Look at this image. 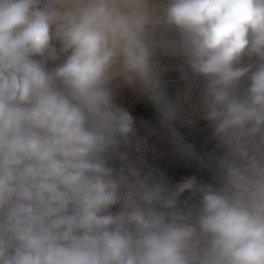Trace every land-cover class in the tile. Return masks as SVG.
<instances>
[{"label": "clouds", "instance_id": "9594fccd", "mask_svg": "<svg viewBox=\"0 0 264 264\" xmlns=\"http://www.w3.org/2000/svg\"><path fill=\"white\" fill-rule=\"evenodd\" d=\"M159 55L202 81L214 183L129 158L114 82L183 109ZM0 264H264V0H0Z\"/></svg>", "mask_w": 264, "mask_h": 264}, {"label": "crops", "instance_id": "0c3cea01", "mask_svg": "<svg viewBox=\"0 0 264 264\" xmlns=\"http://www.w3.org/2000/svg\"><path fill=\"white\" fill-rule=\"evenodd\" d=\"M54 66L49 65L50 68ZM160 73L167 95L183 104L182 111L169 126L161 123L156 107L138 85L121 81L112 85L114 103L127 110L134 119L133 143L142 142L139 152L129 151V158L137 161V166L143 167L144 171L154 170L157 175L163 173L170 186L193 176L200 184L214 183V173L206 165L208 154L215 150L216 141L211 126L203 119L199 104L202 81L193 76L188 67L160 69ZM249 83L241 81L238 91L243 92ZM186 96L191 98L187 103L184 102ZM173 130L178 135H173ZM186 146H191V154L182 150ZM198 158H203L205 163L201 164ZM113 164L119 167L118 161H113ZM180 200L198 203V197L189 192H185Z\"/></svg>", "mask_w": 264, "mask_h": 264}, {"label": "rangeland", "instance_id": "374dc122", "mask_svg": "<svg viewBox=\"0 0 264 264\" xmlns=\"http://www.w3.org/2000/svg\"><path fill=\"white\" fill-rule=\"evenodd\" d=\"M154 3L158 10H162L164 6L167 3V0H154ZM159 63V69H167V68H175V67H187L184 62L176 57L170 56V55H159L156 57ZM242 64H251L253 66V70H255V66L258 63L256 58H251L249 59L248 57H244L243 60L241 61ZM164 67V68H163ZM247 80V77L243 78L241 81ZM143 170L144 168L141 167ZM115 211V208H114Z\"/></svg>", "mask_w": 264, "mask_h": 264}, {"label": "built area", "instance_id": "2783aa9c", "mask_svg": "<svg viewBox=\"0 0 264 264\" xmlns=\"http://www.w3.org/2000/svg\"><path fill=\"white\" fill-rule=\"evenodd\" d=\"M164 68V67H163ZM167 69H171V68H167ZM163 70H166V68L165 69H163ZM181 201H187V200H181ZM188 202V201H187Z\"/></svg>", "mask_w": 264, "mask_h": 264}, {"label": "bare ground", "instance_id": "6f19581e", "mask_svg": "<svg viewBox=\"0 0 264 264\" xmlns=\"http://www.w3.org/2000/svg\"><path fill=\"white\" fill-rule=\"evenodd\" d=\"M247 77V76H246Z\"/></svg>", "mask_w": 264, "mask_h": 264}]
</instances>
